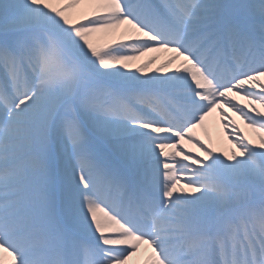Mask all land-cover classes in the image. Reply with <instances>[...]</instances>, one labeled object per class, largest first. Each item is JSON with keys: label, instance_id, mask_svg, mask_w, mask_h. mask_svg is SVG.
Here are the masks:
<instances>
[{"label": "snow or ice", "instance_id": "obj_1", "mask_svg": "<svg viewBox=\"0 0 264 264\" xmlns=\"http://www.w3.org/2000/svg\"><path fill=\"white\" fill-rule=\"evenodd\" d=\"M0 264H264V0H0Z\"/></svg>", "mask_w": 264, "mask_h": 264}, {"label": "bare ground", "instance_id": "obj_2", "mask_svg": "<svg viewBox=\"0 0 264 264\" xmlns=\"http://www.w3.org/2000/svg\"><path fill=\"white\" fill-rule=\"evenodd\" d=\"M243 103V101H242ZM254 135H257V138H259V133L252 132ZM201 139L204 140V142L207 144L209 143V139L212 141V143L216 146L217 150L224 148L223 145L220 143L221 136L223 135V125L220 124L217 121H213L209 124L207 132L204 130L200 131ZM253 139V137H252ZM227 144V143H226Z\"/></svg>", "mask_w": 264, "mask_h": 264}, {"label": "rangeland", "instance_id": "obj_3", "mask_svg": "<svg viewBox=\"0 0 264 264\" xmlns=\"http://www.w3.org/2000/svg\"><path fill=\"white\" fill-rule=\"evenodd\" d=\"M236 120H237V124L241 128L244 129L245 134H247L250 138L253 137L254 140H257L258 141L257 135H255V136L253 135L251 137V135L253 134L252 133L253 131L251 129L247 128L246 125L244 124V122L239 119V117H236ZM220 143L223 145L224 148L229 147V144H228V135H227V132L224 130V128H223V135L221 136V139H220Z\"/></svg>", "mask_w": 264, "mask_h": 264}]
</instances>
